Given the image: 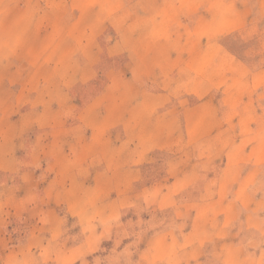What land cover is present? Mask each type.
I'll list each match as a JSON object with an SVG mask.
<instances>
[{"label":"rangeland","instance_id":"374dc122","mask_svg":"<svg viewBox=\"0 0 264 264\" xmlns=\"http://www.w3.org/2000/svg\"><path fill=\"white\" fill-rule=\"evenodd\" d=\"M196 106L188 146L122 171ZM244 222L264 235V0H0V264H255Z\"/></svg>","mask_w":264,"mask_h":264},{"label":"crops","instance_id":"0c3cea01","mask_svg":"<svg viewBox=\"0 0 264 264\" xmlns=\"http://www.w3.org/2000/svg\"><path fill=\"white\" fill-rule=\"evenodd\" d=\"M173 88H167V89H162L158 92H150V94L153 97V100H156V102H161L162 103L166 100L169 99L171 100L172 98H175L176 96H184V97H189L188 94H190V91L188 90H183V91H178L177 89ZM161 103V104H162ZM165 105V104H164ZM156 106V105H155ZM204 108L211 107V104H208L207 102H204L202 105H200ZM202 107H192L190 110L185 109L183 111L184 114V120L186 121L185 123V129H182V132L179 131L180 127L176 126L173 127V125L170 124L173 122L172 114L169 116H163L162 119H155L153 122H151V125L145 126L141 130H150L151 134H148L146 132V135H142L143 132H141L140 135V141L138 143H135V140L128 144V147L130 151L132 152L129 158H127V162L125 166L123 167L122 171L128 175L131 173V175L135 178L137 175L140 176V166L142 165H148L152 162H156L155 155L159 151L165 149L166 147L170 146L173 143H176L178 139L184 138L186 141V145L190 143V136L193 134L192 129L189 128V123L187 116L189 113L195 112L196 110L202 108ZM160 111V110H159ZM201 112V111H200ZM186 116V117H185ZM175 129L172 131V129ZM206 129V128H205ZM205 129H201L199 133H196L197 139L193 142H191L193 145L194 144H199L201 141L204 139L208 138L211 136L212 133H214L215 128L210 127L208 129V134L205 133ZM191 130V132H189ZM155 133L154 136L152 133ZM214 175V174H213ZM248 173L246 174V176ZM218 183L215 186L214 192L218 194L219 197H221V193H223V190H225L228 186H223L221 179H225L228 176L225 175L224 171L220 172L218 175ZM208 178V177H207ZM245 178V177H244ZM173 183V181H171ZM261 227L264 228V223H260ZM243 225V230L246 231H251L253 236L250 237H244L247 238V240H242L239 238H233L231 239L230 237L228 238V241L230 243H234L232 245V248L236 249V252H246L247 254L252 253L248 247V245L252 242L256 243V248L257 251L253 253L255 255V264H258V262L261 260L264 252V235H262L258 230L255 229V225L251 224L250 226L246 224V222L242 223ZM261 230V229H260ZM179 240H184V236H179ZM178 240V239H177ZM178 240V241H179ZM237 247V248H236ZM219 253L224 254V251L222 247H219ZM188 254L191 252L190 248H186ZM185 251L182 253V256L187 259V261H184L185 264H189L190 261H188V256ZM228 257V256H226ZM225 259L224 257L220 259V261L223 264H232L229 260L231 259ZM183 264V262H182ZM234 264H236L234 262ZM246 264V262L244 263Z\"/></svg>","mask_w":264,"mask_h":264}]
</instances>
